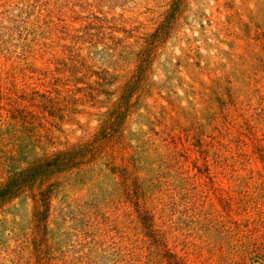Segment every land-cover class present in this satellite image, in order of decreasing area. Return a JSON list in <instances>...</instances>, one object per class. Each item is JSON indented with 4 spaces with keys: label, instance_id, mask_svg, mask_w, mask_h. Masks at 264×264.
Here are the masks:
<instances>
[{
    "label": "rangeland",
    "instance_id": "obj_1",
    "mask_svg": "<svg viewBox=\"0 0 264 264\" xmlns=\"http://www.w3.org/2000/svg\"><path fill=\"white\" fill-rule=\"evenodd\" d=\"M0 264H264V0H0Z\"/></svg>",
    "mask_w": 264,
    "mask_h": 264
},
{
    "label": "trees",
    "instance_id": "obj_2",
    "mask_svg": "<svg viewBox=\"0 0 264 264\" xmlns=\"http://www.w3.org/2000/svg\"><path fill=\"white\" fill-rule=\"evenodd\" d=\"M8 186H6V187H4V188H2L1 190H0V194H6V192L8 191Z\"/></svg>",
    "mask_w": 264,
    "mask_h": 264
}]
</instances>
